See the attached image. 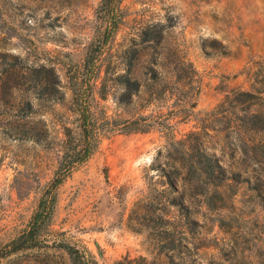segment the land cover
<instances>
[{"label":"rangeland","instance_id":"rangeland-1","mask_svg":"<svg viewBox=\"0 0 264 264\" xmlns=\"http://www.w3.org/2000/svg\"><path fill=\"white\" fill-rule=\"evenodd\" d=\"M101 6L102 0H0V250L28 228L61 162L64 127L77 130L72 81L82 85L99 122L118 120V127L100 137L57 190L45 233L51 246L64 240L99 264L152 262L156 223L142 226L138 212L150 185L168 188L158 169L167 166L171 145L199 139L188 138L195 132L208 155L227 164L247 157L222 152L218 123L203 129L227 95L251 91L264 79V0H120L107 13ZM112 19L118 27L104 37ZM93 42L103 47L98 64L121 65L111 75L102 72L95 89L82 71ZM121 75L141 85L129 104L119 102L125 86L113 81ZM140 116L153 128L122 130ZM245 179L256 183L243 175L220 214L218 195L214 212L192 195L191 216L203 234L199 240L189 235L187 250L171 264H264V198ZM0 264L72 262L64 250L49 247Z\"/></svg>","mask_w":264,"mask_h":264},{"label":"trees","instance_id":"trees-1","mask_svg":"<svg viewBox=\"0 0 264 264\" xmlns=\"http://www.w3.org/2000/svg\"><path fill=\"white\" fill-rule=\"evenodd\" d=\"M118 2L120 0H102L101 8L105 13L111 12ZM117 27L118 21L112 19L102 35L105 37L114 33ZM146 35L150 36L149 33ZM102 53V45L93 42L84 60L82 71L84 75L92 78V81L87 83L91 89L97 87L96 83L102 72L108 76L117 72L121 66L104 61L98 64L96 59H99ZM126 66L129 67L128 74H131L133 65ZM113 81L125 86V92L119 98L122 104L131 103L133 94L139 92L141 88L137 81H132L125 75L118 76ZM71 91L78 115L77 130L64 127V150L58 170L47 185L28 228L0 250V263L2 259L22 251L56 247L68 254L72 264H99L92 254L80 251L64 240H55L52 246L49 245L47 234L45 235L49 233L59 187L77 167L90 158L100 137L108 130L113 131L118 127V120L113 122L106 120L107 126L99 122L96 113L91 111L88 97L85 96L84 89L78 81L71 82ZM182 104L186 106L185 102ZM216 112L213 118L209 119V126H204L203 131L206 132L210 127L215 128L212 125L218 123V139L222 138L224 142L222 152L229 150L233 154L240 150L247 157L239 161L234 159L227 164L219 157L208 155L201 139L202 134L195 132L188 138L199 139L174 142L168 151L167 166H160L158 169L165 178L168 188L158 190L150 185V192L140 202L138 212L142 226H147L145 222L148 219L156 223L152 235L156 258L152 262L146 257L126 258L117 264H171L178 255H182V250H187L184 243L190 238L189 235L199 240L203 232L201 229H195L200 225L191 216L192 195L203 200L202 203L208 212L216 210L212 201L218 195V214L223 213L228 210L227 207L237 194L233 188L243 184L244 181L241 180L243 175H250L256 183L251 187V180L245 179L246 183L256 197L264 198L261 192L264 188V79L255 81L251 91L231 92L218 105ZM153 126L147 122V117L140 116L125 123L122 130L145 133ZM179 184H182L181 188ZM171 208H175L176 213L172 214Z\"/></svg>","mask_w":264,"mask_h":264}]
</instances>
